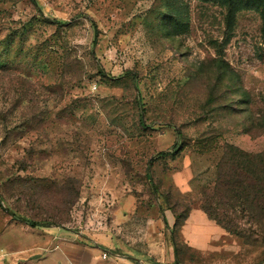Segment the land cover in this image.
Listing matches in <instances>:
<instances>
[{
    "label": "rangeland",
    "instance_id": "1",
    "mask_svg": "<svg viewBox=\"0 0 264 264\" xmlns=\"http://www.w3.org/2000/svg\"><path fill=\"white\" fill-rule=\"evenodd\" d=\"M224 1L0 0V249L12 264H47L43 232L107 208L109 181L138 208L207 215L202 190L227 145L264 150L243 123L264 114L262 19L235 0L230 27ZM193 227L226 234L203 252L177 233L176 263L264 264V219L246 236Z\"/></svg>",
    "mask_w": 264,
    "mask_h": 264
},
{
    "label": "crops",
    "instance_id": "2",
    "mask_svg": "<svg viewBox=\"0 0 264 264\" xmlns=\"http://www.w3.org/2000/svg\"><path fill=\"white\" fill-rule=\"evenodd\" d=\"M108 183L116 200L113 199V203L107 208L105 204L104 207L100 206L102 203L98 201V204L91 208V212L77 213L74 217L75 224L52 227L43 232L46 234V240L43 242L45 245H37L34 248L48 251L46 263L178 264V243L172 235L176 217L170 215L169 210L162 215L156 203L152 208H138L135 196L128 192L123 195L120 189L117 191L110 181ZM104 210L108 213L105 214ZM92 215L95 219L103 217L106 226L101 229L88 227L86 222L92 221ZM193 224H204L208 229L216 226V222L210 220L206 214L189 215L178 233L179 241L188 244L189 249L194 247L203 252L207 251L213 245V240L226 234L225 231L217 230L193 234L190 232L194 228ZM1 251L2 249L0 264H12L14 258L8 260ZM103 253H107L108 257L103 258Z\"/></svg>",
    "mask_w": 264,
    "mask_h": 264
},
{
    "label": "trees",
    "instance_id": "3",
    "mask_svg": "<svg viewBox=\"0 0 264 264\" xmlns=\"http://www.w3.org/2000/svg\"><path fill=\"white\" fill-rule=\"evenodd\" d=\"M235 0H225L224 5L228 6V25L234 23L233 14L236 8L233 7ZM222 5V4H221ZM247 6L259 12L264 29V0H247ZM167 16L170 17L168 14ZM176 25H180L179 18L175 17ZM224 68L223 64H219ZM252 120V121H251ZM246 120V130L252 135L264 133V114L251 117V123ZM184 140L177 146L184 147ZM160 152L159 155H163ZM214 180L202 190L203 203L202 209L207 215L215 220L220 226L231 234L246 236L247 230H254V227L262 225L264 219V150L253 153L240 147L229 144L226 150L214 167ZM212 202L215 205H212ZM249 217L244 222L238 218ZM187 214L184 217H176L175 226L177 229L184 225ZM249 225L250 228H246ZM172 235L177 242V233Z\"/></svg>",
    "mask_w": 264,
    "mask_h": 264
},
{
    "label": "built area",
    "instance_id": "4",
    "mask_svg": "<svg viewBox=\"0 0 264 264\" xmlns=\"http://www.w3.org/2000/svg\"><path fill=\"white\" fill-rule=\"evenodd\" d=\"M91 220L92 221L86 222L88 227H93L94 229H101V228H104L106 226V221L103 217L95 219L94 215H92ZM72 224H75V221L72 222ZM82 225H84V224H82ZM102 257L107 258L108 254L103 253Z\"/></svg>",
    "mask_w": 264,
    "mask_h": 264
}]
</instances>
